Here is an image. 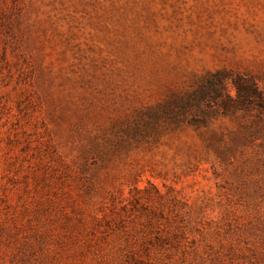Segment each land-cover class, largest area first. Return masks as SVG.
Segmentation results:
<instances>
[{"label":"rangeland","instance_id":"1","mask_svg":"<svg viewBox=\"0 0 264 264\" xmlns=\"http://www.w3.org/2000/svg\"><path fill=\"white\" fill-rule=\"evenodd\" d=\"M220 68L264 90V0H0V264H264L235 121L180 100Z\"/></svg>","mask_w":264,"mask_h":264},{"label":"trees","instance_id":"2","mask_svg":"<svg viewBox=\"0 0 264 264\" xmlns=\"http://www.w3.org/2000/svg\"><path fill=\"white\" fill-rule=\"evenodd\" d=\"M180 100L185 109H200L202 104L204 122L219 115L235 121L236 126L228 131V142L214 145L209 139L210 148L224 161L244 159L252 164L251 170L258 175L254 181L257 183L259 204H264V90L258 81L251 76L220 68L207 73L203 81L187 89ZM171 104L165 100L158 105V112L153 111L154 118L160 120L161 115L167 118L171 113ZM213 136L222 140L223 134L214 133Z\"/></svg>","mask_w":264,"mask_h":264}]
</instances>
